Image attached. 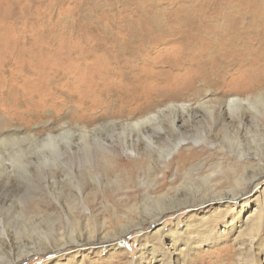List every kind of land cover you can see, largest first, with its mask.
Wrapping results in <instances>:
<instances>
[{"label": "rangeland", "instance_id": "obj_1", "mask_svg": "<svg viewBox=\"0 0 264 264\" xmlns=\"http://www.w3.org/2000/svg\"><path fill=\"white\" fill-rule=\"evenodd\" d=\"M249 2L0 0V264H254L257 206L264 259V9ZM255 174L243 210L169 212Z\"/></svg>", "mask_w": 264, "mask_h": 264}, {"label": "bare ground", "instance_id": "obj_2", "mask_svg": "<svg viewBox=\"0 0 264 264\" xmlns=\"http://www.w3.org/2000/svg\"><path fill=\"white\" fill-rule=\"evenodd\" d=\"M248 1V0H247ZM250 2V5L251 4H253V3H260L259 4V6H260V8L261 9H264V0H249ZM248 5V4H247ZM249 5V6H250ZM252 6V5H251ZM254 14H256V13H254ZM263 15V14H262ZM257 17V16H256ZM264 17V16H263ZM253 18V17H252ZM251 18V19H252ZM258 18V17H257ZM249 24V23H248ZM237 98H234V99H232L231 101H230V103H232V104H234L235 103V100H236ZM228 104V106H229V101L227 102ZM202 105V104H201ZM181 109H184V110H187V111H190L189 109H193L194 107L193 106H191V105H189V104H181V105H178ZM159 114H157V115H155L153 118L155 119L157 116H158ZM151 117H147V118H145L144 119V121H142L143 123H145V122H150V119ZM143 123H140V121H136V122H134L133 124H130V125H132L134 128H138V127H140L141 126V124H143ZM131 126V127H132ZM95 137V136H94ZM126 138V137H125ZM180 153V152H179ZM179 156H182L181 154H178ZM190 157V155H188V156H184L183 157V160H181V161H183L182 163L183 164H185V159H187V158H189ZM178 162V161H177ZM170 168V167H169ZM167 174V173H166ZM210 177H208V175H206L204 178H203V180H206V179H209ZM246 179V178H245ZM250 181V186H249V188H248V186L246 187V186H240V189L236 192H232V194L233 195H218V196H210V197H207V198H205L204 200H201L200 202H202V203H200L198 206H196L197 205V203H199V202H196V203H190V204H185L184 202L183 203H181V204H178V205H176V206H173L170 210H169V212H173L174 214H176V215H174V216H177V215H180V214H182V213H184V212H186V213H188V212H190V211H192V210H194V209H197L199 206L201 207V208H203L204 207V205L205 204H207V206L208 207H214V206H217V207H221V206H227L229 209H234L233 207H237V206H239L240 205V209L241 210H243V208H244V205H243V203H244V201H245V196L247 195V194H249L250 192H252V191H256L257 190V188H258V186H259V184H260V176H257L256 174L254 175V176H252L250 179H249ZM263 180V179H262ZM210 182V181H209ZM251 187V188H250ZM213 192L215 193V191L213 190ZM245 193L244 195H239V194H243V193ZM219 193V192H218ZM223 193V192H222ZM166 194V193H165ZM229 194V193H228ZM239 195V196H238ZM163 195H159L158 196V198H163L162 197ZM161 201V200H160ZM216 204V205H215ZM166 209H168V208H166L165 207V209L163 210V211H161L160 213H158L156 216H155V218L154 219H152L151 220V223L154 225V224H157L158 222H160V220H161V218H164V215H166V214H169L168 213V211L166 210ZM256 210H258V211H256ZM262 210H263V208H259L258 206L254 209V211H251V213L247 216V218L245 219V221H243V224H242V226L244 225L245 227H246V229H247V231H252V232H256V233H253V234H251L250 235V244L249 245H247V246H245V252H243V253H241V256H242V254H244V253H247L248 255L245 257V258H243L244 259V261H250V262H252V263H254V264H264V259L262 260L261 259V255H259L258 253H257V256H254V254H253V251H252V246H253V242H254V239L252 238V236H256V235H258V233H259V231H260V228H261V224H262ZM165 212V213H164ZM163 213H164V215H163ZM218 217V214H215L214 216H212V215H203V216H200V218H198V219H196V221H198L199 223H198V225L199 226H203V225H205L208 221H210V220H213V219H215V218H217ZM213 218V219H212ZM241 226V227H242ZM244 227V228H245ZM135 228V230L136 229H138L137 230V232H143V231H145V228H143L142 226H140V227H133V229ZM132 229L130 228V229H127L125 232H123L122 234H121V236L122 237H128V235H129V231H131ZM161 231V228H159V230H158V233ZM136 232V231H135ZM135 232H133V234H135ZM173 232H176L175 230H173ZM174 234V233H173ZM188 237V236H187ZM1 238V237H0ZM189 239H190V237H188ZM110 240V239H109ZM111 241V240H110ZM117 241V240H116ZM0 242L2 243V241H1V239H0ZM67 241H65V242H63V243H61V244H56L54 247H52V248H45V249H43V253H47L48 254V256L49 257H56V255H61V254H63V253H65L66 251L68 252V248H70V249H72V248H78V246H77V244H78V242H79V240L77 239V240H75L74 242H75V245H68L67 243H66ZM173 242L174 243H172V246H176V248L172 251V250H170L169 248L167 249V252H168V255L169 256H172L173 254H172V252H174L175 250H177V241L175 240V239H173ZM107 243H108V241H107ZM106 243V244H107ZM111 243H115L114 241H111ZM119 242H116V244H118ZM86 244H89V243H86ZM185 244V247H182V248H180V249H178V250H180V257L181 258H183V259H185L186 258V256H188L189 255V250L190 249H193L194 248V246L193 247H191V245L190 244H188V242H186V243H184ZM76 246V247H75ZM84 246V245H83ZM67 249V250H66ZM244 249V248H243ZM191 251V250H190ZM264 251V250H263ZM262 251V253L264 254V252ZM34 254V251H31V252H29V253H25V254H23L22 256H29V255H33ZM20 257L21 259H23V258H25V257ZM256 257V258H255ZM3 258V257H2ZM19 258V259H20ZM19 259H16V260H19ZM188 259V258H187ZM13 261V260H12ZM170 262H171V260H169ZM243 261V262H244ZM17 262V261H16Z\"/></svg>", "mask_w": 264, "mask_h": 264}]
</instances>
